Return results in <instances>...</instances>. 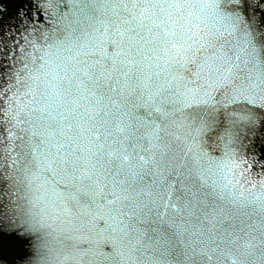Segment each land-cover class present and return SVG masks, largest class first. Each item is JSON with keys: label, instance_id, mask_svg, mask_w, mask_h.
<instances>
[{"label": "snow or ice", "instance_id": "snow-or-ice-1", "mask_svg": "<svg viewBox=\"0 0 264 264\" xmlns=\"http://www.w3.org/2000/svg\"><path fill=\"white\" fill-rule=\"evenodd\" d=\"M0 264H264V0H0Z\"/></svg>", "mask_w": 264, "mask_h": 264}]
</instances>
